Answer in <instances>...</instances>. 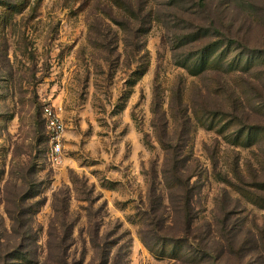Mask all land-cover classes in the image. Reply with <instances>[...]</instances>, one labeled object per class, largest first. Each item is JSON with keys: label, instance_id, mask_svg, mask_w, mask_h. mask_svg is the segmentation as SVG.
Here are the masks:
<instances>
[{"label": "rangeland", "instance_id": "rangeland-1", "mask_svg": "<svg viewBox=\"0 0 264 264\" xmlns=\"http://www.w3.org/2000/svg\"><path fill=\"white\" fill-rule=\"evenodd\" d=\"M221 235L264 264V0H0V264H198Z\"/></svg>", "mask_w": 264, "mask_h": 264}, {"label": "trees", "instance_id": "trees-1", "mask_svg": "<svg viewBox=\"0 0 264 264\" xmlns=\"http://www.w3.org/2000/svg\"><path fill=\"white\" fill-rule=\"evenodd\" d=\"M203 2V0H202ZM201 5L206 8V5L201 3ZM213 29H217V22H212ZM235 40V39H234ZM233 40V41H234ZM208 52L207 54H209ZM168 167L171 168V170L168 171L169 178L164 175V182L169 185L171 189H173V194H176L179 196L180 200L177 201L178 203L175 209L176 214L179 213L183 217L184 221V230L183 234L186 237L176 239L174 237H169L168 240L171 244L168 246L171 247V256L174 261H182L183 255L185 252V249L189 247L188 238H195V230L193 229V224L195 221V217L192 215V198L194 196L195 186L194 183H192L193 178H195V173L191 171L188 167L178 166V161L176 160V157H172L168 161ZM165 174V173H164ZM167 174V173H166ZM226 183L234 188L238 189L236 184L230 183V181H226ZM153 186V185H152ZM157 208V207H156ZM157 211L152 210L151 214H145L146 220H153L151 219V216H153ZM153 231L157 228V225H152ZM145 233L142 232V243L143 245L150 251H154L155 247L151 245L149 241H147L144 237ZM222 237V235H221ZM223 241L225 242L224 249L222 250L220 248H215V243L211 241L212 243L207 244L204 243L199 248H197L199 245H197L196 249L197 251L195 254H197L199 258L198 264H228L225 259L231 258L230 264H255V261H248L246 263V258H249L251 255L258 254L257 247L256 249H247L244 250L243 245H240V241L237 240V236L227 237L226 235H223ZM155 243L161 242L163 238L157 237L156 234H154ZM227 244V245H226ZM220 246V244H219ZM226 248V249H225ZM106 263L109 262V258L104 260Z\"/></svg>", "mask_w": 264, "mask_h": 264}, {"label": "built area", "instance_id": "built-area-1", "mask_svg": "<svg viewBox=\"0 0 264 264\" xmlns=\"http://www.w3.org/2000/svg\"><path fill=\"white\" fill-rule=\"evenodd\" d=\"M42 116L49 136V159L52 164H58L62 157V141L66 126L54 107L44 106Z\"/></svg>", "mask_w": 264, "mask_h": 264}]
</instances>
